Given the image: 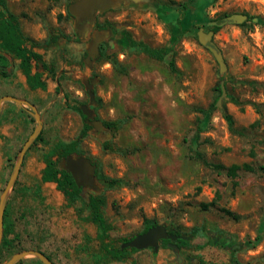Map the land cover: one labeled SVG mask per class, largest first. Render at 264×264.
Returning <instances> with one entry per match:
<instances>
[{
  "label": "rangeland",
  "instance_id": "374dc122",
  "mask_svg": "<svg viewBox=\"0 0 264 264\" xmlns=\"http://www.w3.org/2000/svg\"><path fill=\"white\" fill-rule=\"evenodd\" d=\"M73 1L7 0L26 36L43 43L54 33L62 36V45L45 56L55 62V75L45 79L54 92L46 94L40 106L42 141L22 164L17 193L12 189L8 196L13 243L0 264L14 254L37 249L56 264H264V172L257 170L264 165V0L124 2L98 14L92 30L109 33L118 66L113 60H96L92 68L80 64L92 32L79 43L74 21L66 17ZM236 13L251 18L227 24L214 36L227 63L221 74L197 33L210 29L212 20ZM128 34L152 48L173 47L179 72L130 47ZM83 77L97 79L93 91L99 102L91 109L101 120L120 124L107 139L115 149L129 150L105 151L103 136L93 133L81 144L84 156L105 176L129 183L106 191L105 214L114 227L113 243L118 246L120 238L142 233L145 220L167 223L184 234L199 229L189 246L180 249V262L161 244L157 253L130 251L125 261L108 262L96 238L97 227L77 215L81 205L70 207L55 184L41 182L44 155L57 142L75 139L83 127L81 116L67 108L89 105ZM221 81L226 87L222 107L209 114L198 133L203 114L197 109L208 110L218 102L215 89ZM225 109L234 118V131L223 118ZM23 145L10 151L0 136V200ZM196 151L211 163H248L256 171H242L235 185L225 174L205 167L194 157ZM36 260L28 257L21 264H39Z\"/></svg>",
  "mask_w": 264,
  "mask_h": 264
},
{
  "label": "trees",
  "instance_id": "16d2710c",
  "mask_svg": "<svg viewBox=\"0 0 264 264\" xmlns=\"http://www.w3.org/2000/svg\"><path fill=\"white\" fill-rule=\"evenodd\" d=\"M190 4L195 0H189ZM182 7L186 8V5H182ZM247 15V14H245ZM228 15H225L227 17ZM248 19L251 18L249 15ZM67 18H72L67 9ZM220 22L221 20H212ZM211 21V22H212ZM257 24H260L258 21ZM221 27H214V32H217ZM61 35H56L51 33L48 36V39L43 43H38L34 39L27 37L22 32L18 17L13 14L7 5V0H0V76L7 77L9 72L7 68L11 60H19L20 68L24 75L27 78V83L29 84L32 90L35 89H45L44 78L46 76H54L56 73L55 62L53 60H46L45 56L49 50H56L61 47V42L59 41ZM76 40L79 43H83V40L75 34ZM128 43L130 47L138 49L139 51L146 54L148 57L166 62L170 71L173 73H178L179 69L175 62V54L174 48H152L149 45L143 42L135 41L130 34H128ZM87 53L85 54V56ZM116 54L111 49H108L105 45H100V55L97 58L98 61H111L114 62L115 66H118V62L116 60ZM81 67H86L85 61L80 63ZM120 66V65H119ZM89 79H92L91 77ZM254 84V83H253ZM255 85V84H254ZM59 90V88H58ZM218 93L219 98L222 94L221 85H217L215 89ZM66 101L69 99L65 96ZM96 102H99V99L96 97ZM217 100L210 106L208 110L197 109V111L203 114V118L199 119V132L202 131V126L205 123L207 117L211 112H213L216 106ZM84 104H67V108L77 112L83 121V127L78 134V136L70 142L59 141L53 147L51 151L44 155L45 168L41 173V182L42 183H53L56 185L57 190L62 193L67 201V205L70 207H76L80 204L81 208H77V215L84 221L92 223L97 227V241L100 244V249L103 253L104 258L108 262H123L127 259L128 252H138L136 249H125L121 250V244L129 241L132 238H120L119 245L115 246L112 240L111 233L114 230L112 223L108 220L105 214V209L107 207V198L106 191L121 189L123 187H127L129 183L122 178H111L105 176L101 172V167L99 165L96 172V178L99 184L102 186V191L100 193H89L87 200L82 197V189L78 188L72 175L67 172L64 168L60 166V163L67 156L72 154L84 155V152L81 149V144L85 138H87L92 130L93 126L90 120L82 113L81 106ZM31 121L35 123V119L30 116ZM223 118L226 121L228 128L230 131H234L235 121L233 116L225 109L223 111ZM96 119L102 121L106 130L113 132L116 130L120 124L117 121H105L101 120L97 115ZM199 135L197 134V138ZM40 141H42V133L35 140L33 145L29 148L27 153L31 151V149L37 145ZM102 147L105 151H118L120 154H126L129 150L126 149H115L112 146V142L107 138H103ZM194 152V150H193ZM26 153V155H27ZM25 155V158H26ZM194 157L199 160L205 167L212 169L213 171L219 174H225L227 177L234 181V184L237 185V178L239 174L244 172H254L256 169L252 164L243 163L242 165H231L225 166L222 163H211L209 162L203 154L200 152H195ZM24 158V161H25ZM93 161V160H92ZM93 163H95L93 161ZM96 164V163H95ZM24 165V162H23ZM22 165V166H23ZM257 170L264 172V165L259 166ZM18 182L16 183V185ZM16 185L13 188L14 195L16 192ZM39 191V188H37ZM10 212V202H8L5 212H4V235L0 245V262L4 257V253L11 250L13 239L9 238L11 234L10 223L8 222ZM87 212V215L83 217V213ZM226 214L229 216H234L228 210H224ZM158 225V223L154 220H145L143 232H146L149 228ZM169 232L172 234L180 235L186 237V239H180L178 241V246L180 249L189 246L191 240L195 238L199 232V229L194 228L190 233H180L177 229L168 228ZM168 241L164 240L161 245L167 246ZM43 254H45L54 264V260L45 252L41 250ZM39 264H42L39 260H36ZM23 261H19L16 264H21Z\"/></svg>",
  "mask_w": 264,
  "mask_h": 264
},
{
  "label": "water",
  "instance_id": "95a60500",
  "mask_svg": "<svg viewBox=\"0 0 264 264\" xmlns=\"http://www.w3.org/2000/svg\"><path fill=\"white\" fill-rule=\"evenodd\" d=\"M124 2H132L137 4L151 2V0H74L68 5L67 9L74 21V29L76 34L83 41L88 40L90 33L95 27L97 15L104 13L111 8L118 7ZM247 19V15L236 13L223 18L220 22H209L208 25L223 27L227 24H243L245 21H247ZM213 36V31L206 33L203 29H200L197 33L199 43L202 46L206 47L213 55L220 67V72L222 74L227 70V63L225 61L222 50L213 41ZM108 37V32L98 30L92 32L91 42L88 45L87 55L84 60L87 67H93V63L100 55V45L105 42ZM81 81L84 85L85 90L89 93L90 99L89 105L84 104L81 106V111L90 120L93 126V130L91 133L98 136H103V138H107V136L109 137L111 134L110 131L105 129L102 121L96 119L95 111L90 107L96 104L93 88L95 83L97 82V79H89L83 77ZM220 85L222 94L219 97L216 105L219 108L222 107V101L226 96V87L224 81H221ZM5 101H13L21 106L28 105L30 107L31 115L36 120L37 126L19 151L13 172L0 200V245L3 238L4 212L6 209L9 193L13 189L18 179L27 151L33 145L43 129L40 114L38 113V110L34 105H31L27 101L19 100L10 96H5L0 100V112L2 104ZM60 166L72 175L77 187L82 189L81 194L85 200H87L89 193H100L102 191L103 188L96 178L98 166L97 164L93 163L91 158L75 153L63 159L60 163ZM180 239H186V237L170 233L168 231L167 223H163L153 226L146 232L137 234L129 241L122 243L121 250L136 249L138 251H141L146 249H153V252L157 253L160 248V242L167 240L169 241L167 246L172 249L176 258L180 262V248L177 244ZM28 257L35 258L42 264H54L45 254L36 250H27L14 254L4 264H16Z\"/></svg>",
  "mask_w": 264,
  "mask_h": 264
},
{
  "label": "crops",
  "instance_id": "0c3cea01",
  "mask_svg": "<svg viewBox=\"0 0 264 264\" xmlns=\"http://www.w3.org/2000/svg\"><path fill=\"white\" fill-rule=\"evenodd\" d=\"M7 71L9 72L7 77L0 76V100L5 96H10L27 101L37 108L38 113H41L40 106L45 103L46 94H52L54 92L51 89V83L45 82L48 76L44 78L45 89L38 88L32 90L27 83L26 76L20 68L19 60H11ZM58 86L59 84L57 83L56 91ZM30 116L32 115L28 105L21 106L13 101H5L2 104L0 112V136L7 141L10 151L16 150L19 145H23L33 133L35 128H33V122ZM29 153L30 151L27 153L26 159ZM44 168L45 164L43 163L39 169L40 179Z\"/></svg>",
  "mask_w": 264,
  "mask_h": 264
},
{
  "label": "flooded vegetation",
  "instance_id": "af4514ba",
  "mask_svg": "<svg viewBox=\"0 0 264 264\" xmlns=\"http://www.w3.org/2000/svg\"><path fill=\"white\" fill-rule=\"evenodd\" d=\"M221 20H222V19H221ZM214 27H216V26H210V29L206 30L205 32H206V33L210 32V31H213V32H214V29H213ZM214 36H215V32H214ZM214 36H213V41H214ZM101 45H105V46H107V48H108V49H111L112 51L114 50V49H113V46L110 45V43L108 42V40L105 41V42H103ZM113 52H114V51H113ZM168 231H169V230H168ZM143 233H144V232H143ZM162 242H163V241H162ZM162 242H160V244H161ZM168 243H169V241H168ZM168 243H167V244H168Z\"/></svg>",
  "mask_w": 264,
  "mask_h": 264
}]
</instances>
